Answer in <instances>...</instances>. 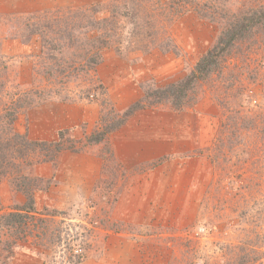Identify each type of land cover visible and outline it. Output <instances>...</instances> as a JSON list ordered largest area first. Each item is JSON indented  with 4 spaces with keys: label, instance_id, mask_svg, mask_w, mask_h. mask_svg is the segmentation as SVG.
Listing matches in <instances>:
<instances>
[{
    "label": "rangeland",
    "instance_id": "rangeland-1",
    "mask_svg": "<svg viewBox=\"0 0 264 264\" xmlns=\"http://www.w3.org/2000/svg\"><path fill=\"white\" fill-rule=\"evenodd\" d=\"M13 4L0 0V139L8 137L4 115L27 93V99L33 100L18 110L10 134L53 141L59 130L70 129L68 141L75 140L77 146L96 128L144 100L148 88H161L187 75L231 21V15L221 14L225 9L234 15L264 12V0H103L79 6L52 0L44 10L28 14L17 5L13 11ZM92 4L99 6L96 15L101 18L110 17L112 7L118 8L116 19L122 24L96 68V79L105 93L82 99L81 89L89 83L83 75L72 73L66 79L68 75L57 72L50 80L42 75V46L53 33L42 42L39 35H24L22 28L36 20L44 23V19L30 20L40 13L53 19L66 13L76 21V12ZM124 11L129 16L124 17ZM134 14L136 19L131 18ZM259 17L261 24L237 42L210 78L190 90L187 105L178 111L198 110L204 123L214 127L209 147L185 154L200 159L202 179L210 181L187 203L177 205L175 200L166 212L163 207H152L151 222L121 221L116 214L118 187L131 172L112 157L107 140L80 151L62 150L47 161L37 162L51 152L37 148L29 153L34 164L7 166L11 172L0 183V214L27 201L15 184L24 181L20 175H30L37 215L48 220L49 232H58L60 240L56 249H45L30 237L26 247H15L12 264H264V17ZM82 32L88 33L87 28ZM168 45L170 50L165 51ZM63 79L65 85L60 82ZM55 88L62 93L56 95ZM66 95L71 98L64 99ZM173 105L164 102L137 111H176ZM80 107L82 114L89 109V121L67 125ZM45 121L55 125V136L43 133ZM64 152L104 155V178L96 186L84 179L78 201L69 190L62 193L61 187L71 185L74 178L62 169ZM171 158L145 163L135 171L162 167ZM196 165L180 162L177 166L190 172ZM14 237L0 230V252L4 242Z\"/></svg>",
    "mask_w": 264,
    "mask_h": 264
},
{
    "label": "trees",
    "instance_id": "trees-1",
    "mask_svg": "<svg viewBox=\"0 0 264 264\" xmlns=\"http://www.w3.org/2000/svg\"><path fill=\"white\" fill-rule=\"evenodd\" d=\"M99 10L100 8L97 4H92L90 7L76 12L73 16L76 21L68 18L66 13H62L64 14L62 15L63 18L59 17L58 19H53L48 14H34L30 16V20L44 19L45 22L41 24L39 20H32L31 24H25L22 28L23 32H25L24 35H39L42 38V42L45 36H49L51 32L53 33V35H50L51 39H47L44 44L42 43V53L44 52V56H40L41 67L44 69L42 75L46 76L48 80L52 79L57 72L61 75H68L66 79L72 73L79 74V76L83 75L89 79V83L88 86L81 89L82 99H91V96L94 95L93 93L96 92L105 93L104 85L96 79V68L102 60L104 50L111 46V37L117 33V30H120L122 24L120 20L116 19L118 8L112 7V15L103 18L96 15ZM226 11L225 9L221 14H226L225 18L231 15V21L220 32L213 45L198 59L187 75L164 87L148 88L144 100L131 105L116 120L112 119L110 124L96 128L84 138L81 146H77L75 140L68 141L67 136H70V129L59 130L57 139L53 141L32 140L27 134L21 133L10 134L9 130L13 127L18 110L33 100L30 96L27 99V93L21 94L19 101L15 102L13 110L8 109V112L4 115L8 128L6 137H8L6 140H4V137L0 139V183L11 172L7 169V166L17 167L21 162H26L29 165L34 164L35 161L29 160V153L37 150V148L51 152L50 155L44 153V156L37 162L54 160L62 150L80 151L88 145L105 141L112 131L123 125L135 111L144 106H156L164 102H172L174 110H183L187 105V95H189L190 90L193 91L199 82L210 78L221 67L226 56L232 53L237 42L248 35L255 26L261 24L259 16L264 17V12L260 10L245 15H234L230 12L226 13ZM122 14L124 17L129 16L128 11H124ZM136 15L134 14L131 18L136 19ZM83 28H87L88 33H83ZM64 40H67L70 44H66ZM164 50H170V46L168 45ZM60 82L65 85L64 79ZM54 93L60 95L62 91L59 88H55ZM68 98L71 97L69 95L64 96V99ZM19 159H22V161ZM20 176L19 178L24 181L16 183L15 186L18 191L22 190L26 194L27 201L0 214V230L5 229L11 236H16L10 242H4V247L9 248L3 247L1 250V264H12L16 252L15 247H26L25 243L29 241L30 237L37 242V246L45 249H56L60 240L58 232L55 233L53 230L51 233L49 232V227H47L48 220L37 215L38 211L34 205V187L31 183L32 178L27 174ZM27 182L31 183L29 189L25 185ZM21 241L22 244L20 243Z\"/></svg>",
    "mask_w": 264,
    "mask_h": 264
},
{
    "label": "crops",
    "instance_id": "crops-1",
    "mask_svg": "<svg viewBox=\"0 0 264 264\" xmlns=\"http://www.w3.org/2000/svg\"><path fill=\"white\" fill-rule=\"evenodd\" d=\"M7 1H14L13 11H16L14 6L17 5L19 11L28 14L44 10L50 6L52 0ZM100 1L103 0H59L60 4L69 3L77 6ZM82 110L80 107L79 112L75 113V120L73 119L72 123L67 122V125L87 123L90 119L89 109L88 112L84 109V114ZM45 123L43 133L50 135L49 137L55 136V125L49 121ZM213 131V125L210 127L204 123V118L199 117L198 110L197 113L178 112L169 108L139 110L130 116L125 124L112 131L106 139L111 148V155L121 162L123 169L131 172L126 182L119 183V194L116 197L118 205L116 214L120 215L118 219L135 223L151 222L154 218L152 207H163V211L166 212L169 205H175V200L179 201L177 205L187 203L191 195L204 183L209 182L210 178L202 179L204 166L199 163L200 159L185 154L209 147L214 138ZM30 135H33L31 131ZM63 154L62 169L74 178L71 185L61 187L62 193L65 194L69 190L78 201L84 179L91 186H96L104 178V155L82 152ZM170 156L171 160L162 163V167L150 166L145 167L142 172L135 171L145 163L153 164L160 158ZM180 162L190 164L193 162L197 167L192 168L190 172L181 171L182 168L179 169L180 166H177ZM61 198L68 201L66 195H62ZM71 200L76 202L72 198Z\"/></svg>",
    "mask_w": 264,
    "mask_h": 264
}]
</instances>
